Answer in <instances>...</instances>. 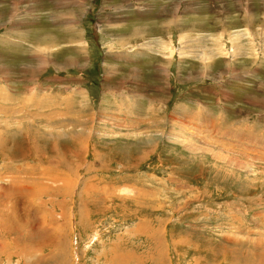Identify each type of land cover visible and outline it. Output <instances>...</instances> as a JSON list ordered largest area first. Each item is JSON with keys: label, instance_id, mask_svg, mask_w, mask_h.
I'll return each instance as SVG.
<instances>
[{"label": "rangeland", "instance_id": "374dc122", "mask_svg": "<svg viewBox=\"0 0 264 264\" xmlns=\"http://www.w3.org/2000/svg\"><path fill=\"white\" fill-rule=\"evenodd\" d=\"M0 264H264V0H0Z\"/></svg>", "mask_w": 264, "mask_h": 264}, {"label": "crops", "instance_id": "0c3cea01", "mask_svg": "<svg viewBox=\"0 0 264 264\" xmlns=\"http://www.w3.org/2000/svg\"><path fill=\"white\" fill-rule=\"evenodd\" d=\"M15 34H16V32H15ZM124 43V42H123ZM128 53H130V52H127L126 54H123L122 53V56L120 57L121 59H123V58H125V56H127L128 58H129V54ZM131 57H134L135 58V56L134 55H132L131 54ZM120 61H122V60H120ZM127 61V60H126ZM128 62V61H127ZM110 67H112V65L110 66ZM126 92L127 93H129L128 92V88L126 89V90H124V88L123 87H120V88H116V87H111L109 90H107V93H106V90H105V93H106V95H105V98H104V102H105V104H107L108 102H110L111 103V101L113 102V103H115V105H117L120 109H125L126 110V108H125V106H126V101H127V99H126ZM125 93V94H124ZM122 94H124L123 96H125L124 98L125 99H120L119 97H120V95H122ZM106 96H109V98H110V100L108 101V98L106 97ZM134 103V100H130V104H128V105H132ZM139 107H140V105H139ZM144 108V103L141 105V109H143ZM130 109V108H129ZM140 115H142V114H140ZM139 115V116H140ZM139 116H137V117H139Z\"/></svg>", "mask_w": 264, "mask_h": 264}, {"label": "bare ground", "instance_id": "6f19581e", "mask_svg": "<svg viewBox=\"0 0 264 264\" xmlns=\"http://www.w3.org/2000/svg\"><path fill=\"white\" fill-rule=\"evenodd\" d=\"M78 35H79V34H78ZM78 35H77V36H78ZM78 42H80V40H79Z\"/></svg>", "mask_w": 264, "mask_h": 264}]
</instances>
